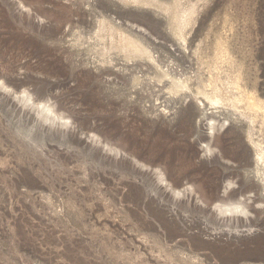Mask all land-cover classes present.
I'll list each match as a JSON object with an SVG mask.
<instances>
[{
	"label": "rangeland",
	"instance_id": "374dc122",
	"mask_svg": "<svg viewBox=\"0 0 264 264\" xmlns=\"http://www.w3.org/2000/svg\"><path fill=\"white\" fill-rule=\"evenodd\" d=\"M157 2L0 0V264H264V213L208 206H264V0ZM102 20L156 63L105 53Z\"/></svg>",
	"mask_w": 264,
	"mask_h": 264
},
{
	"label": "bare ground",
	"instance_id": "6f19581e",
	"mask_svg": "<svg viewBox=\"0 0 264 264\" xmlns=\"http://www.w3.org/2000/svg\"><path fill=\"white\" fill-rule=\"evenodd\" d=\"M130 1H131V4L133 2L134 4H140V5H143V4L144 5H152L155 2L158 4V2H157L158 0H130ZM176 2L179 3L180 0H176ZM175 3H174V5H175ZM159 4H161V3L159 2ZM170 7H171V5H169V8ZM176 7H177V5H176ZM172 8H174V7L172 6ZM168 9H166V10L168 11ZM187 10L181 9V12H180L181 14H179V15L177 14V11L172 13L173 19H175L176 22L178 21V24L175 26L176 29H179V27H181V26H179L180 22L182 23V25H183V23L186 22V20H187L186 16L187 15L185 16V14L188 13V11H189V10L188 11ZM131 28H133V26ZM131 28H130V30H132ZM94 34H95L94 37L99 39L98 41H103L105 53L106 52L110 53L111 49H113V50L118 49V52H121V51L124 52V55H122V56L126 59V61L131 60V58L132 59L133 58H137V59L138 58H145V59L153 62V64L156 63L153 55L150 52V50H148V48H146L145 45H143L140 38H138L135 34H130V33L126 32V30H124L120 26H116L110 22H106V20H102L99 22L98 29ZM164 76H166V74L163 73L162 71H160L157 77H158V79H161ZM186 86H187L186 82L181 83L180 79H175V80L172 79V84H171L169 89L172 91V90H177L179 88L186 87ZM23 96H25V95H23ZM204 96L206 97V99H208L211 102H218L217 99L211 98L212 96L210 97L206 93H204ZM24 99H25V105L28 104V105L33 107L34 101L32 102V99L30 97H26V98L24 97ZM248 100H249L248 105L252 109H260L261 108V106L256 102V100L254 98L250 97ZM36 105L37 106H35V105L34 106H35V109L37 110L36 111L37 113L38 112H40V113L44 112L45 115H50L53 112L51 110L50 106L46 103H37ZM230 106L235 107V103L231 102ZM51 117L53 118V116H51ZM45 119H46V117H45ZM206 125H207L206 135H207L208 141L204 144L203 147L205 149V153L210 154L213 152V149L210 147L209 141L212 139V136L215 134L216 130L225 128L227 125H229V120L227 118H225L218 124V122L215 121L213 118H208V120H206ZM241 185L243 186V184H241ZM242 186L239 189H236V188H234L235 187L234 184H232L231 182H228V184L225 185L224 188L226 190V189L233 187L234 189L232 190V192L225 193L221 197L220 200L208 205L210 209H213L215 211L214 216L216 218H221L220 221L221 220L224 221V222L222 221L223 222L222 227H224V229L233 230L235 232H238L241 230L242 231H251L255 228V225L258 222V217H257L258 214L264 213V206L262 203H256V204L251 205L250 202H251L252 197L251 196L245 197L240 192L241 189H243ZM183 190H186V189L184 188ZM180 192L181 191H178V193H180ZM204 207H207L206 203H204ZM250 208H252V212L250 211ZM255 256L264 257V252L256 251Z\"/></svg>",
	"mask_w": 264,
	"mask_h": 264
}]
</instances>
